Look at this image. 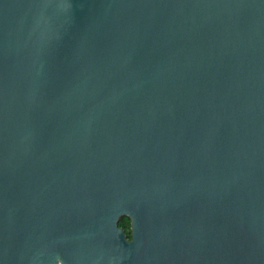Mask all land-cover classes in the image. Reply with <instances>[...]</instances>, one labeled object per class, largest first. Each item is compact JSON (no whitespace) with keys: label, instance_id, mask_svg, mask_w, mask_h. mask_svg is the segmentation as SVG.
<instances>
[{"label":"water","instance_id":"obj_1","mask_svg":"<svg viewBox=\"0 0 264 264\" xmlns=\"http://www.w3.org/2000/svg\"><path fill=\"white\" fill-rule=\"evenodd\" d=\"M0 264H264V0H0Z\"/></svg>","mask_w":264,"mask_h":264},{"label":"trees","instance_id":"obj_2","mask_svg":"<svg viewBox=\"0 0 264 264\" xmlns=\"http://www.w3.org/2000/svg\"><path fill=\"white\" fill-rule=\"evenodd\" d=\"M117 226L122 229L125 238L129 239L130 238V233H129V220L126 217H120L117 222Z\"/></svg>","mask_w":264,"mask_h":264}]
</instances>
